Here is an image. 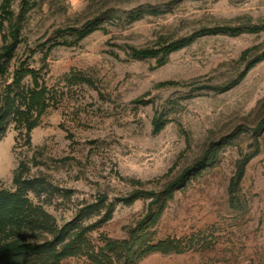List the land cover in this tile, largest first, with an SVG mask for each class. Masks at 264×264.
<instances>
[{
  "label": "rangeland",
  "instance_id": "1",
  "mask_svg": "<svg viewBox=\"0 0 264 264\" xmlns=\"http://www.w3.org/2000/svg\"><path fill=\"white\" fill-rule=\"evenodd\" d=\"M15 30L0 91L48 105L5 124L0 191L24 165L23 236L68 232L6 264H264V0H0V54Z\"/></svg>",
  "mask_w": 264,
  "mask_h": 264
},
{
  "label": "trees",
  "instance_id": "2",
  "mask_svg": "<svg viewBox=\"0 0 264 264\" xmlns=\"http://www.w3.org/2000/svg\"><path fill=\"white\" fill-rule=\"evenodd\" d=\"M19 31L15 30L13 42L7 45L0 54V75L5 73L2 63L4 59H11L18 45ZM5 60V61H7ZM22 70V69H21ZM22 72H15V79L0 91V136L6 129L7 122H14L16 129L26 131L28 134L36 127L40 116L48 105L46 89L35 83L29 88L22 87ZM35 75V71L32 73ZM36 80V78H35ZM156 130H159L158 123H155ZM30 134L28 135L29 140ZM24 165H20L14 177L16 188L14 191H0V264L19 261L30 255H43L54 252L61 245L67 236L65 229L54 234L53 240L34 243L25 239V232H30L41 227H48L47 220L37 214L36 209L28 200L29 192H35L41 183L36 179L23 176ZM184 177V176H183ZM183 177L179 179L182 182ZM64 246L56 255L61 258L68 250Z\"/></svg>",
  "mask_w": 264,
  "mask_h": 264
}]
</instances>
